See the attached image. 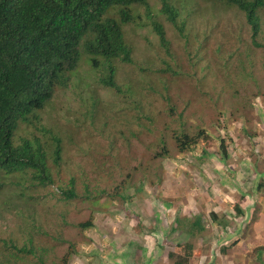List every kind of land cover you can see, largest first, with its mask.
Returning <instances> with one entry per match:
<instances>
[{
    "label": "rangeland",
    "instance_id": "374dc122",
    "mask_svg": "<svg viewBox=\"0 0 264 264\" xmlns=\"http://www.w3.org/2000/svg\"><path fill=\"white\" fill-rule=\"evenodd\" d=\"M202 9L205 14L206 6ZM205 16L197 23V29L205 27L202 32L207 30L211 34L210 41L200 54L193 57L196 68H187V76L181 79L173 80L151 71L141 72L140 68L148 67L150 62L160 66L159 58H166L165 52L158 47L153 36L149 39L152 40V45H149L143 38L130 32L128 40L134 44V62L131 65L121 64L117 68L116 77L118 84L134 88L135 96L132 99L104 89L97 76L85 79V72L89 75L96 71L91 70L92 65L88 62H81L82 69L72 78L74 84L78 85L85 79L88 87L83 93L96 95L102 104L108 101L116 104L117 116L110 124L114 125L111 138L118 136V130L124 123L136 128L132 126L136 115V111L132 109L133 102H138L146 113L154 116L152 124L147 121L151 131L142 128L138 131L137 142L132 140L133 158L121 161L119 166H115V171L110 163L105 164V171H101L99 177L92 176L88 165L82 163L87 161V154L78 155L77 148L70 141H64L62 174L67 177L68 172L75 170L78 191L83 192V188L88 185L93 192L99 188L108 193H114L116 189L124 192L121 189L122 178H125V171H130L135 166L138 169L135 167L131 171V187L127 192H135L132 185L136 188L142 186V193L126 205L119 197L112 198L108 194H104L93 206L81 197L74 200L69 217L77 220L81 207L84 210L82 219L87 220L91 214L94 225L86 235L66 232L68 238H79L84 243L81 255L90 256L86 259L79 254L73 255L72 257H76H71L72 264L81 261L86 264L92 256L95 259L89 264H173L169 253L174 252L177 244H184L186 241L192 242L194 246L189 264H210L211 261L214 264H264V250L260 258L259 255L256 256L257 249H264V116L256 105L264 103V50L257 49L253 58L251 56L255 69L254 78L246 76L237 85L229 86V80L224 75L226 67L222 64L219 70L218 62L237 49L236 54L241 53L240 57L227 65L231 66V72L236 69L240 73L248 72L243 44L236 40L240 34L244 41L248 40V25L242 22V17L233 9H223L215 16ZM203 21L211 27L206 28ZM195 34L198 40L203 37L199 30ZM198 40H192L190 44H196ZM182 48L177 39L171 41V52L177 50L184 58L187 54ZM225 79V84H217ZM164 86L168 88L165 89ZM226 87L232 92L238 90L237 98L229 99ZM220 89H225V93L219 95ZM55 105L62 117L67 116L60 121L63 125L62 137L67 140L68 135L72 134L71 137L79 141L77 147L81 148L80 141L87 139L88 133H92L91 129L88 130L91 126L86 121L83 123L81 118L80 113L84 110L81 102L73 95L61 94L49 110L52 117ZM170 107H173L172 111L169 110ZM217 112L226 117L225 130L218 125L214 116ZM174 113L180 116L172 118ZM45 119L46 123L47 117ZM142 121L144 122L143 119ZM203 129L210 137L197 145V153L204 149L207 155L199 162L189 154L177 155L173 136L180 131L194 136ZM226 136L232 141L227 143L231 157L224 164L220 161L217 144L220 138ZM95 141L104 151V161H110V156L105 151L108 140L95 138ZM163 145L167 149V155L159 156ZM96 153L97 149L94 153L97 158ZM124 164L125 168L122 167ZM49 165L51 166L50 162ZM233 170L232 175L230 172ZM238 184H243L241 191L246 192L247 197L241 198ZM258 184L261 185L255 190ZM156 197H165L162 201L169 203V207L155 204ZM48 199L46 203L50 207L57 204L56 198ZM235 202L242 209L243 218L234 219L232 207ZM126 207H130L129 210ZM212 210L221 215L219 218L225 226L209 221L208 215ZM193 215L200 216L205 221L204 230L195 228L191 234L189 231L192 229L188 226L194 220L190 218ZM177 220L180 221L177 223ZM134 240L137 241L135 246L132 245ZM156 241H161L162 246L159 247ZM129 242L131 246L128 245ZM65 252L66 249H56L57 263Z\"/></svg>",
    "mask_w": 264,
    "mask_h": 264
},
{
    "label": "trees",
    "instance_id": "16d2710c",
    "mask_svg": "<svg viewBox=\"0 0 264 264\" xmlns=\"http://www.w3.org/2000/svg\"><path fill=\"white\" fill-rule=\"evenodd\" d=\"M141 1L0 0V173L4 172L16 177L12 183L5 181L6 179L0 181V255L10 256L11 261L15 259V255L21 256L23 264L39 263V258L43 260V253L36 252L34 247L39 224L35 220L31 221L32 214L39 211L36 197L40 195L41 190L48 189L50 195L55 197L56 193L52 188L56 186L66 200L84 197L88 202L95 203L104 194H108L112 198L119 197L125 205L132 203L136 195L142 193V186L136 188L135 185H132L136 189L135 192H127L131 187L130 180L133 176L131 171L134 168L125 171V178H122L121 189L124 192L117 189L114 193H108L105 190L93 192L89 191L87 185L81 192L84 196L73 189L75 187L73 180L69 184L71 188L68 187L70 190L63 189L64 187L58 185V175L52 172L51 167H48L49 159L52 160L54 166L62 159L61 146L64 138L61 131L63 130L58 122L56 126L42 122L37 113L47 104L52 103L51 98L57 87L70 83L71 76L80 67L83 57L90 58L95 67L101 68L103 79L100 81L104 86L115 89V95L122 94L125 98H129L131 87L128 86V93H123L121 87L113 82V78L116 69L121 64L131 65L134 62L131 58L134 44L126 36L128 32H136L133 28H136L137 23L133 20L131 9L135 6L133 4L141 5ZM218 3L236 6V12L242 17V22L248 25V40L244 41L241 34L236 39L238 43L243 44V54L249 67L248 72L240 73L237 69L231 72V66L224 65L226 67L224 75L229 80L228 84L234 86L246 76L254 78L255 69L252 62L254 51L264 50V0H218ZM167 6V2L162 0L163 12H166ZM168 12L171 24L180 31L178 42L180 40L184 42L183 50L189 54L196 53L201 46L199 43L197 46L188 44L189 38L185 36L192 31L188 24L185 26L176 22V13L170 8ZM147 16L150 17L149 13ZM154 29L160 39V47H158L163 48L166 54H169L163 27L156 23ZM145 40L146 43L152 45L148 37ZM240 54H237V58ZM159 59L160 66L150 62L148 67L140 68L141 72L151 71L166 76L178 74L172 65L174 56L170 61ZM164 88L168 87L164 86ZM238 92L234 90L230 99L237 98ZM88 100L89 98H86L82 101L84 110L81 112V118H83V123L86 121L88 125H91L94 122L92 108L96 104ZM132 105V109L136 111L133 117L136 128L133 129L131 135L134 139L142 128L151 131L147 121L152 124L154 116L146 113L138 102H133ZM172 108L170 107L169 110L172 111ZM54 111L57 117H61V112L56 105ZM141 119L144 122H141ZM22 124L25 125L19 126ZM44 133L49 135L47 141L42 140L41 136ZM197 137L204 138L201 132L197 134ZM197 137L186 134L176 137L179 153L185 151L193 153L192 147L197 143ZM130 145V143L127 145L128 155L132 152ZM52 148L53 151L48 157L47 153ZM163 152L167 154L165 147ZM220 152L222 157L226 158L227 151L223 144ZM87 156L89 157V153ZM93 160L96 162L94 156ZM106 163L100 165L99 170L105 171ZM109 163L112 169L120 165L115 159L110 160ZM122 167L125 168V164ZM109 173L111 175V172ZM15 193L20 198L19 202L24 203L23 209L18 206L22 204L15 205L12 201L8 202L9 199L16 198ZM59 199L61 200V197ZM154 203L169 207V203L162 201L160 197H156ZM27 205L30 206L26 211L31 221L29 233L25 229L18 230L15 224L17 222L15 217L23 216ZM129 208L126 207L127 210ZM7 210L10 213L5 215ZM233 211L235 218L244 216L237 206L233 207ZM13 215L16 216L13 217ZM190 218L194 219L192 226L201 230L200 218H196L195 215ZM216 222L218 225L225 226L223 220ZM81 227H92L91 219ZM3 236L5 238L2 240ZM263 250L262 247L257 249L256 256L259 255L260 258ZM191 253L192 246L185 243L177 245L175 252L169 253V256L174 260L173 264H189ZM49 264H61V261L58 263L50 261Z\"/></svg>",
    "mask_w": 264,
    "mask_h": 264
},
{
    "label": "clouds",
    "instance_id": "9594fccd",
    "mask_svg": "<svg viewBox=\"0 0 264 264\" xmlns=\"http://www.w3.org/2000/svg\"><path fill=\"white\" fill-rule=\"evenodd\" d=\"M165 1L168 4L166 12L162 11V0H142L141 1L142 3H140L141 5L133 4V5H135L131 9L133 12V20L136 21V23H137L136 28H133V29L136 31L134 34L136 36H139L140 38H143V40L145 42H146L145 38L148 37L150 39V37L153 36L154 38H156L158 46H160V39L157 36L158 33L156 32V29H154V26L157 23V24L161 25V27H163L164 37H165V40L168 42V47H169L168 52H170V53L166 54L167 52L164 51L166 58H164L162 60L170 61L172 59V57L174 56V59H173L174 64H172V65H174V68L178 71V74L174 75V76L169 74V75H167V77H169L173 80H178V79H181L183 76H187V74L185 73L187 68H189L190 70H191V68L193 70L196 68V63L194 62L193 57L200 54L201 50L210 41L209 36L211 34L207 33V30H205L204 33L202 32V29L205 27H199L197 29V23L199 22V20L206 18L205 15H207V14H209V17H210V16H215V14L217 12H219L220 10L233 9V10L237 11V8L234 5L233 6L221 5L218 3V0H165ZM204 6H206V13L205 14L203 13V9H202ZM169 8L176 13V17H175L176 22H179L180 24H184L185 26H186V24H188L189 28L192 30L185 36V37L189 38L188 44H190V42L192 40H195V41L198 40V36H197V34H195L196 30H199L203 34L202 35L203 37L200 40H198V42H197L200 44L201 47L199 48V50L196 53L189 54L186 52L187 55H186V57L183 58L179 55V52L177 50H175L174 53L171 52V41L174 39L179 40L178 38L180 35L179 34L180 31H179V29L176 30L175 27L170 22L171 20L169 19V12H168ZM147 13H149L150 17L147 16ZM202 17H204V18H202ZM204 23H205L206 28L211 27L209 23H207V22H204ZM126 37L129 38L128 34ZM200 41H201V43H200ZM150 42H152V40H150ZM179 43H181L182 47L185 45L184 42L181 40ZM197 43L196 44H190V46L191 45L197 46ZM133 48H134V46H133ZM182 50H183V48H182ZM220 51L218 52V54L220 53ZM236 53H237V49L235 52L228 53L225 59L219 61L218 62L219 70H220V67L223 65H226V64L231 63V62H236V60H237V54ZM131 58H132V54H131ZM83 62H85V63L88 62L89 64H91L92 65V69H91L92 71L96 70L94 73L89 74V75L86 74V72H85L84 75L87 76L85 79H88L89 76H97L98 81L101 83L100 79H103V73H102L101 68L95 67L93 62L90 60V58L83 57ZM80 64H81V62H80ZM81 69L82 68L79 67L77 69V71L73 74V76H71L70 83H68L65 86L57 87L54 94H53V97L51 98L52 103L47 104L43 110H41L37 113L40 116L42 122L45 123V120H46L45 117H47L46 124L54 126L58 122L59 126H61V129H62L63 125L60 124V121L66 119L67 116L66 117H62V116L57 117L56 114H54V116L52 117L49 114L50 108H52V106L55 104V101L57 100V98L59 96H61V94L66 95V96L73 95L74 98L79 99L82 106H83L82 101H85L86 98L87 99L89 98L88 102L90 100L94 101L93 103L96 104V106L94 108H92L94 122L91 125H89L92 128L88 127V130L91 129L92 133L91 132L88 133L89 137L85 140L80 141V142H82L81 148L77 147V142H79V141L77 138L71 137L72 134L68 135V139L64 140V141H70L71 145L73 144L77 148L76 151H77L78 155L89 153V157L87 156V161L82 162V163L84 165H88L89 171L92 173V176L95 177V175H97L99 177V174L101 172V170H99L100 165L104 164L105 162L109 163V161H104V151L102 150V148L99 146V144L96 141L94 142L95 138H104V140H108V142H106V144H105V148L107 145V149L105 150L106 153L110 156L111 160L115 159L120 163L121 161L126 162L128 159L133 158L132 155L134 153V146L132 144V140H134L133 142H137V141H135V140H137V136L134 139L131 138L133 128L130 126V124L124 123L123 127L118 130V133H117L118 136L111 138V133H112L111 129L114 125H110V124L112 121H114V119L117 116V114H116L117 106H116V104H113L109 101L105 104H102L97 99L98 97L96 95H87V94L83 93L87 90L86 87H88V84L85 82V79H84V82L80 85L74 84V82L72 81V78L75 77L80 72ZM116 76H117V69H116L115 76L113 78V82L116 85L121 87V90L124 91L123 93H128L127 88L131 87L132 89L129 88L131 95H129V94L128 95H129V98L132 99L133 96H135L134 88L131 85L118 84ZM224 82H227V80L225 79L222 83H217V84L223 85V84H225ZM101 86L111 93H114V91H116L115 89H113L111 87L104 86L102 83H101ZM226 90L229 93V99H230L232 90L229 87H226ZM223 93H225V89H220L219 95H222ZM120 95L122 97H124L122 94H120ZM256 99H258V97ZM256 105L259 107V112H262L263 113L262 115L264 116V103L260 102ZM80 115H81V113H80ZM179 116L180 115L174 113V116H172V118L179 117ZM214 116L218 120V125L220 127H222L223 130H225L226 129V117L220 112H217ZM222 118H223V121H221ZM97 124H99V125H97ZM105 124H106V126H104ZM24 125L25 124H22L19 126H24ZM132 126L134 127V125H132ZM200 132L203 134L204 138L203 137L202 138L197 137V134L192 136V137H197V143L194 144V146L192 147V149L194 150L193 153L188 152V151H185L183 153H179V150L177 149V144H176V137H178L179 135L184 134V133H181V131L177 132V134H175L173 136V139H174V142L176 145L177 155L184 156V155L189 154V156L194 158V160L196 162H198L199 160H202L204 158V156L207 155V151L202 149L201 151H199V153H197L198 152L197 145L208 140V138L210 136H209L208 132L204 129L200 130L198 133H200ZM90 134H91V136H90ZM48 136L49 135L44 133L43 136H41L42 140L47 141ZM65 136H67V135H65ZM229 142H232V141L230 140V138L228 136H226V138L225 137L220 138L219 144H217V149H218L219 154H220V161L224 164L226 163L228 158L231 157L230 150H228L229 144H227ZM63 143H62L61 148H63ZM129 143L131 144L130 148L132 149V152H131V155L129 157H127V155H128L127 145ZM222 144L225 146L226 151H227L226 152L227 153L226 158H223L221 155L222 153L220 152V148H221ZM164 147H165V145H163L161 147L162 151L158 154L159 156L167 155L166 153L163 152ZM96 149H97V153H96L97 158L94 156ZM52 151H53V148L47 153L48 157L52 153ZM80 151H83V152L80 153ZM91 154H93V155H91ZM92 156L95 157L96 162L93 160ZM61 158H62V154H61ZM49 162L51 163V166L49 165ZM62 164H63L62 159H61L60 163H58L55 166L52 163L51 159L48 160V167H51L52 172H54L58 175V178H57L58 179V185H61L62 188L64 187L63 189L68 191L71 188V186L69 184H70L71 180H73V182H75L74 183L75 187L73 189H76V192L79 193L80 195H84L83 193H81V190L78 191L79 188H77V178L75 175V170L68 172L67 177H65L62 174ZM113 170L115 171V169H113ZM230 173L233 175L234 170L231 171ZM0 178H1L0 181H3L6 179L5 181H9L11 183L16 179V177L7 175L4 172L0 173ZM100 183H101V181H100ZM238 185H239V192L241 193V198L247 197L246 192L241 191L243 184H238ZM68 187H70V188H68ZM258 187H259V184L256 186L255 190H257ZM84 188H83V190H84ZM52 189L56 193L55 197L50 195L48 189L47 190H44V189L41 190L40 195L36 197L38 199V203H39V207H38L39 211L38 212L35 211V213L32 214V220L31 221L35 220L39 224L38 233L36 236L37 241L34 243L35 251L43 253V260L39 258L40 262L39 263L35 262V264H49L50 261L54 262L55 258H56V256H55L56 249H66L65 254L60 259L61 264H72L71 259L78 256V254L80 256H84L86 259H88V257H90V256L87 255V257H86L85 255H81V252H82L81 250L83 249L84 243H82V241L79 238L74 239V240L68 238L66 236V232L72 231V232H75L76 234H79V235H81V234L86 235L93 228V225H94L93 219H92L93 216L90 214L89 217L87 218V220L82 219L84 210L80 207V210H78V214H77V220L70 218L69 217V211H70V208L73 206L72 204L75 203L74 200L64 199L63 196L61 195V193H59V191L57 190L56 186H54V188H52ZM96 191L98 192V191H102V190H100V188H99V190H96ZM229 195H231V194H229ZM60 197H61V200L59 199ZM48 198H56L57 204L55 206L50 207V205H47V203H46V201L49 200ZM81 198H84V197H81ZM164 198L165 197H162V199H164ZM19 199L20 198H18V196L16 194V198H11V199H9L8 202L12 201L15 203V205L16 204H22V205H18V206H19V208L23 209L24 203L22 201L19 202ZM97 202H98V200H97ZM89 204L91 206H93L96 203L95 202H89ZM235 206H237V208L240 211H242V209L239 208V204H237L236 202L234 203L233 207H235ZM233 207H232V210H233ZM29 208H30L29 205H27L25 207V209L23 211V216H21V217L13 215V217L16 216L15 218L17 219V222L15 223L16 228L18 230L25 229L27 231V233H29V231H30V222H31L28 218L29 213L26 212L27 209H29ZM88 209H91V208L88 207ZM91 210L94 211L93 208ZM8 212L10 213V211L7 210L5 215ZM233 215L235 218L236 215H235L234 211H233ZM220 216L217 214V212L212 210L208 215V219L211 223H213V222L216 223V221H218V222L220 221V219H221V218H219ZM197 217L200 218L199 224L202 227L201 230H204V227H203L204 222L203 221H205V220H203V218L200 216H196V218ZM214 217H216V218L214 219ZM240 217H242V216H240ZM90 219L92 222V227H90V228L81 227L82 224L89 221ZM179 221L180 220H177V223ZM192 225H193V222L188 226V227H190V229H192L191 232L189 231V233H191V234L193 233L195 228H197V227H193ZM197 229L199 230V228H197ZM188 237H189V235H188ZM1 238L3 240L5 237L3 236ZM132 242H133V244H132L133 246H135L134 244L137 243V241H135V240ZM186 243H189L192 246V253H193L194 246H193L192 242L186 241ZM2 245H3V243H2ZM2 245H1V248H2ZM128 245L131 246L130 242ZM157 245L159 247L162 246L161 241L157 242ZM177 245H179V244H177ZM176 246L174 247V252H175ZM192 253H191V256H192ZM73 255H76V256L72 257ZM20 257H21L20 255H15V259L11 261L10 256L0 255V264H20V263H23V261H22V259H20ZM169 258H170V256H169ZM93 259H95V258L92 256V258H90V260H88V261L91 262ZM190 259H191V257H190ZM64 260H65V262H64ZM90 262H88L86 264H89ZM77 264H85V263H84V261H81ZM210 264H214V262L211 261Z\"/></svg>",
    "mask_w": 264,
    "mask_h": 264
}]
</instances>
